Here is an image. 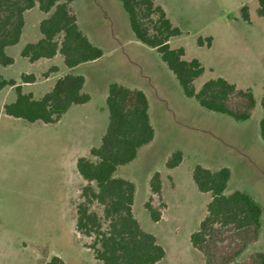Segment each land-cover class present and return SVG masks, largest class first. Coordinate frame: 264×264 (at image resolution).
<instances>
[{
  "label": "rangeland",
  "instance_id": "1",
  "mask_svg": "<svg viewBox=\"0 0 264 264\" xmlns=\"http://www.w3.org/2000/svg\"><path fill=\"white\" fill-rule=\"evenodd\" d=\"M154 3L181 31L172 39L171 48L182 47L186 60H201L204 72L195 81V88L218 76L238 88L251 89L257 99L251 118L236 122L184 96L159 54L135 43L118 0H72L70 9L79 28L104 53L99 63L74 71L84 74L92 102L84 114H66L55 124L28 123L4 114L3 104L14 100L15 94L12 88L0 91V264H45L53 255L65 264H100L85 247L92 238L80 235L74 227L80 190L86 185L75 161L81 156L92 159L89 147H78L94 143L103 122L107 124L103 90L112 82L143 91L149 103L154 137L132 163L117 170L116 176L134 182V216L141 229L152 231L165 248L166 255L157 264H204L203 256L193 250L188 238L205 216L209 199V194L198 193L192 181L196 165L211 171L228 168L225 194L239 190L260 205V238L239 259L253 251L264 252V143L258 130V101L264 91V18L256 14L257 0ZM243 5L248 7L250 24L240 16ZM25 16L26 35L31 36L45 15L36 4ZM198 37L204 41L210 38V47L197 45ZM19 45L7 48V54ZM112 48L133 49L124 59L119 53L112 54ZM57 62L65 69L60 59ZM48 67L42 61L31 66L17 63L0 73L15 76L18 83V73H35L37 83L24 91L40 98L54 81V76L42 81ZM177 150L182 160L169 169L165 162ZM154 172L160 178V197L149 187ZM145 203L159 211L157 222L150 220ZM91 210L101 217L100 206L94 204Z\"/></svg>",
  "mask_w": 264,
  "mask_h": 264
},
{
  "label": "trees",
  "instance_id": "2",
  "mask_svg": "<svg viewBox=\"0 0 264 264\" xmlns=\"http://www.w3.org/2000/svg\"><path fill=\"white\" fill-rule=\"evenodd\" d=\"M127 15L135 41L154 49L172 73L184 96L211 112L226 115L236 122L251 118L257 99L249 88H238L222 77L208 79L195 88V81L204 69L196 59H184L182 47L171 48L170 40L181 35L154 0H118ZM72 0H0V67H7L13 59L6 54L8 47L19 42L24 25V13L36 4L45 17L38 24L40 39L24 45L21 57L29 62L62 57L64 66L71 70L78 65L95 61L103 56L79 28L70 5ZM256 14L264 18V0H257ZM243 21L250 23L246 5L240 7ZM197 45H210L211 39L197 38ZM51 67L46 77L55 72ZM35 77L22 74L20 83L0 75V90L11 87L13 102L3 105L5 115L28 123L52 124L73 105L89 101L82 93L84 78L71 72L58 78L52 89L35 99L24 93L22 84L32 83ZM105 104L108 123L99 145L89 150L92 159L80 157L76 170L86 182L80 190L81 201L76 205L75 231L92 238L85 244L95 261L100 264H157L165 255L163 248L151 233L143 231L133 214L135 184L131 179L116 176L120 167L132 163L139 151L154 137L145 93L116 82L106 89ZM258 105L259 137L264 143V91ZM182 154L174 151L166 160L167 168L180 164ZM192 181L200 193L210 194L206 214L197 229L190 234L191 246L204 258V264H264V252L253 251L246 258L239 256L260 238L262 209L247 193L235 190L225 194L230 178L228 168L211 171L200 165L193 167ZM153 194L160 197L159 174L149 180ZM97 204L101 217L91 210ZM145 210L153 222L159 220V211L149 203ZM45 264H65L58 256H51Z\"/></svg>",
  "mask_w": 264,
  "mask_h": 264
},
{
  "label": "crops",
  "instance_id": "3",
  "mask_svg": "<svg viewBox=\"0 0 264 264\" xmlns=\"http://www.w3.org/2000/svg\"><path fill=\"white\" fill-rule=\"evenodd\" d=\"M31 10V9H30ZM30 10H28V11H30ZM164 10V9H163ZM28 11H26V12H28ZM26 12L24 13V25H23V29H22V32H21V36H20V39H19V42L16 44V45H18V44H20L19 46H17V48H15V49H10V51H11V53L10 54H7V52H6V54L9 56V57H11L12 59H13V63L11 64V65H9V66H12V65H15V64H17V63H19L21 66L23 65V64H27V62H28V65L29 66H31V65H36V63H38V62H40V61H42V62H46L47 63V65L49 66L48 67V70L51 68V67H56V71L55 72H51V73H49L46 77H43V79H42V81H48L50 78H52V76H54V81H53V83H52V86L50 87V89L48 90V91H50L51 89H52V87H53V85H54V83H55V81L58 79V78H60V77H62L63 75H65V74H67V73H69V72H71V73H73V74H75L74 73V71L75 70H78L80 67H82V66H86V65H95V64H97V63H99L102 59H103V56L101 57V58H99V59H97V60H95V61H92V62H89V63H85V64H81V65H78L77 67H75V68H73V69H71V70H69V69H67L65 66H64V64H63V61H62V57L59 55V54H56L53 58H51V59H39V60H37V61H34V62H29L26 58H23V57H21V55H20V53H21V50H22V48L24 47V45H26V44H28V43H35V42H37L39 39H40V33H39V31H38V24H39V22L45 17H43L42 19H40L39 21H38V23L36 24V26H35V28H33V30L31 31L32 32V34H31V36H27L26 35V28H27V23H26ZM165 12V11H164ZM43 14V13H42ZM165 14H166V12H165ZM166 16H167V14H166ZM168 17V16H167ZM169 19V18H168ZM250 24V23H249ZM173 39V38H172ZM172 39L170 40V42L169 43H171V41H172ZM135 43H138L137 41H135ZM139 45H141L140 43H138ZM141 46H143V45H141ZM12 47V46H11ZM207 47V46H206ZM208 47H210V46H208ZM9 48V47H8ZM101 49V48H100ZM131 49H133V48H112L111 50V53L112 54H120L121 56H123L124 57V59L126 58H129V56H131V55H129L130 54V50ZM135 49H143V48H135ZM7 50V49H6ZM102 50V49H101ZM128 50V51H127ZM103 52V51H102ZM184 53H185V50H184ZM132 54V53H131ZM103 55H104V53H103ZM59 59H60V61L62 62V64H63V66L65 67V69H63L60 65H59V63L57 62V61H59ZM191 59H196V58H191ZM187 60H190V59H187ZM196 60H198L199 61V63H200V61L201 60H199V59H196ZM9 66H7V67H9ZM7 67H0V71L1 70H3V69H5V68H7ZM32 68V67H31ZM27 69V68H26ZM204 69V68H203ZM48 70H46V72L48 71ZM32 71V70H31ZM19 74V76H21L22 74H31V75H33L34 77H35V81L34 82H32V83H24V84H22V90H23V92L24 93H30V94H32V96L34 97V95H33V93H31V92H25L24 91V88L25 87H27V86H29V85H34V84H36L37 83V76H36V74L35 73H33V72H30V73H27L26 71H22V72H20V73H18ZM0 75L4 78V79H12V80H15L16 82H17V78H15V76L14 77H5V76H3L1 73H0ZM75 75H80V76H82L83 78H84V85H83V88H82V93H84V94H87V95H89V100H91V96H90V94H89V92H87L86 91V79H85V77H84V74L83 73H76ZM218 77V76H217ZM225 79V78H224ZM226 80V79H225ZM228 81V80H227ZM204 82V81H203ZM230 82V81H229ZM232 83V82H231ZM234 84V83H233ZM236 85V84H235ZM108 86V85H107ZM107 86H106V88H107ZM237 86V85H236ZM5 88H11V87H5ZM5 88H3V89H1L0 91H2V90H4ZM199 88V87H198ZM197 88V89H198ZM47 91V92H48ZM103 92H104V94H103V106H106V104H105V99H106V91H104L103 90ZM263 93V92H262ZM261 93V94H262ZM44 95V94H43ZM255 95V94H254ZM35 99H38V98H36V97H34ZM15 99V98H14ZM14 100H12L11 102H13ZM10 102V103H11ZM90 102H92V101H88V102H86V103H84V104H80V105H73V106H71L62 116H64V115H68L69 117H71V116H73V115H75V114H84L85 112H86V109H87V106L89 105V104H91ZM5 104H7V103H5ZM4 105V104H3ZM102 109H104L103 107L101 108V109H99L100 111H99V113H98V116H100V114L102 113ZM2 110H3V106H2ZM106 110H107V108H106ZM61 116V117H62ZM150 116V115H149ZM61 119V118H60ZM59 119V120H60ZM58 120V121H59ZM57 121V122H58ZM57 122H55V123H57ZM55 123H52V124H55ZM107 123H108V113H107ZM99 124V123H98ZM100 125V124H99ZM106 127H107V124L106 123H104L103 122V124H102V128H101V131H100V133H99V135L97 136V138H96V140H95V142L94 143H90V144H83V145H81L80 147H78V148H88L89 147V150L91 149V148H93V147H97L98 145H99V142H100V138H101V136L104 134V132H105V129H106ZM76 152V151H75ZM89 152V151H88ZM75 156V153L73 154V157L72 158H75L74 157ZM81 157H83V156H81ZM71 158V159H72ZM80 158V157H79ZM75 164H76V161H75ZM76 167V166H75ZM121 168V167H120ZM119 168V169H120ZM195 186V185H194ZM136 189V188H135ZM198 193H200V192H198ZM201 194H208V193H201ZM210 199H211V197H210V194H209V199H208V201H207V203L210 201ZM134 202H135V197H134ZM207 203H206V205H207ZM133 206H134V203H133ZM205 208H206V206H205ZM133 214H134V212H133ZM201 221V220H200ZM199 221V222H200ZM139 223V222H138ZM199 224V223H198ZM145 232H147V233H151L152 235H154L153 234V232L152 231H145ZM192 233V232H191ZM191 233H189L188 234V236L190 237V234ZM154 237L156 238V236L154 235ZM188 237V238H189ZM157 240V239H156ZM157 243H158V240H157ZM159 244V243H158ZM191 244V243H190ZM160 245V244H159ZM162 248H163V250H164V252H165V248H164V246H162V245H160ZM193 248V247H192ZM193 250H195L194 248H193ZM196 251V250H195ZM197 252V251H196ZM199 253V252H198ZM165 255H166V252H165ZM164 255V256H165Z\"/></svg>",
  "mask_w": 264,
  "mask_h": 264
}]
</instances>
